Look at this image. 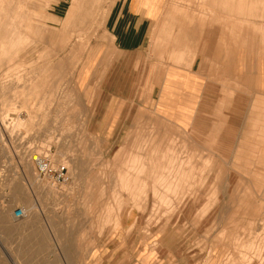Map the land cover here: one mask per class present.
Segmentation results:
<instances>
[{
  "label": "rangeland",
  "instance_id": "rangeland-1",
  "mask_svg": "<svg viewBox=\"0 0 264 264\" xmlns=\"http://www.w3.org/2000/svg\"><path fill=\"white\" fill-rule=\"evenodd\" d=\"M72 1L0 6V264H264V0H144L125 54Z\"/></svg>",
  "mask_w": 264,
  "mask_h": 264
},
{
  "label": "crops",
  "instance_id": "crops-1",
  "mask_svg": "<svg viewBox=\"0 0 264 264\" xmlns=\"http://www.w3.org/2000/svg\"><path fill=\"white\" fill-rule=\"evenodd\" d=\"M119 3L117 2L116 7H113L110 11L111 21H109V26L113 38V48L117 52L125 54L132 49L143 47L150 25V18L148 16V6L144 0H122ZM72 7H78L76 0L72 1ZM193 115L194 107L191 109L190 120ZM260 120L261 123L255 125L254 134L259 135L261 140L264 136L262 134L264 133V123H262L264 119Z\"/></svg>",
  "mask_w": 264,
  "mask_h": 264
},
{
  "label": "bare ground",
  "instance_id": "bare-ground-1",
  "mask_svg": "<svg viewBox=\"0 0 264 264\" xmlns=\"http://www.w3.org/2000/svg\"><path fill=\"white\" fill-rule=\"evenodd\" d=\"M17 1V0H16ZM4 3V0H0V6H2V4ZM24 3V2H23ZM18 6H19V4H18ZM23 6V5H22ZM21 6V7H22ZM16 16V15H15ZM13 17H14V15H13ZM12 19V18H11ZM10 21V20H9ZM9 23V22H8ZM14 23V22H13ZM12 23V24H13ZM11 24V23H10ZM8 25V26H11V25ZM12 28V27H11ZM14 35V34H13ZM157 147V146H156ZM150 149V148H149ZM154 152V151H153ZM137 155V154H136ZM165 155V154H164ZM147 155H144V157H146ZM151 155H148V163H150V165H156L157 166V168L158 167H161V161H160V163H158V159L157 158H155V156H153V157H150ZM142 157H143V155H142ZM140 158V157H139ZM167 159V158H166ZM133 160V159H132ZM165 160V159H164ZM174 161H176V162H172L171 163V160L169 159V161H170V163L171 164H169V162H168V165H170V167H174L175 165L177 166V167H180V166H182L183 164H186L187 165V163H185V161L184 160H181L180 162H178L175 158L173 159ZM167 161V160H166ZM67 163V162H66ZM145 161H141V165H140V167H138L137 169H135V172H138V173H146V169H145ZM189 163V162H188ZM125 164V163H124ZM139 164V163H138ZM69 165V164H68ZM172 165V166H171ZM184 166V165H183ZM203 167V166H202ZM181 168V167H180ZM194 168V167H193ZM198 168V167H197ZM160 169H162V168H160ZM167 169V168H166ZM166 169H165V171H166ZM173 168H171V170H172ZM198 170V169H197ZM202 170V169H201ZM133 172H134V170H133ZM153 172H155L154 171V169H153ZM171 172V171H170ZM183 172H185V171H182V169H178V168H175V169H173V172H172V178L171 177H169V180L171 181V180H175V179H182L183 177H181V173H183ZM187 172H188V170H187ZM195 172V171H194ZM199 172V171H198ZM198 172H196V173H198ZM193 173V172H192ZM201 173V172H200ZM203 173V172H202ZM119 174V173H118ZM124 174H125V177L124 178H121V175H120V180H121V182H120V185H122V187L124 188V189H128L127 187H128V182H129V176H128V173L127 172H124ZM137 174V173H136ZM169 174V173H168ZM199 174V173H198ZM198 174L196 175L197 177H200V176H198ZM184 175H185V173H184ZM192 175V174H191ZM190 175V176H191ZM119 176V175H118ZM157 176H160V174H158ZM122 177H123V175H122ZM168 177V176H167ZM194 178V177H193ZM184 179V178H183ZM195 179V178H194ZM133 180H135V178H133ZM181 181V180H180ZM196 181V180H195ZM137 182V181H136ZM169 182V181H168ZM182 182V181H181ZM122 183V184H121ZM166 183V182H165ZM130 185V184H129ZM144 185V184H143ZM171 185H167L166 186V188H169ZM141 187H143L144 188V186H137V188H141ZM145 187H146V185H145ZM171 188V187H170ZM180 187H178V188H175L176 190H178ZM174 189V188H173ZM174 189V190H175ZM142 190V189H141ZM179 190H181V189H179ZM173 191V190H172ZM116 192V191H115ZM174 194H177V193H174ZM144 195V194H143ZM171 195H172V192H171ZM145 196V195H144ZM153 196L154 197H158V198H164V196L165 195H163V194H161V193H158V192H153ZM138 197H139V195H138ZM146 197V196H145ZM166 197V196H165ZM167 198V197H166ZM121 201V200H120ZM160 201V200H159ZM163 201V200H162ZM167 201H169L168 199H167ZM182 201V200H181ZM163 202H165V201H163ZM171 202V201H170ZM108 203V202H107ZM153 203V202H152ZM151 203V204H152ZM168 203V202H167ZM165 204H166V202H165ZM110 205V204H109ZM117 205V204H116ZM155 205V204H154ZM168 205V204H167ZM119 207H120V205H118ZM152 206V205H151ZM132 208V207H131ZM152 208V207H151ZM166 208V207H165ZM153 209V208H152ZM154 210V209H153ZM103 211V210H102ZM144 211V210H143ZM171 211V210H170ZM24 212V211H23ZM105 212H106V210H105ZM112 212V211H111ZM158 212V211H157ZM165 212V211H164ZM101 213V212H100ZM106 213H108V211L106 212ZM105 213V214H106ZM154 213H155V211H154ZM112 214V213H111ZM119 214V213H118ZM168 214V213H167ZM108 216L110 215V214H107ZM25 212H24V217L23 218H25ZM108 216H106V217H108ZM111 217H113V215H110ZM118 218V217H117ZM98 219V218H97ZM100 219V218H99ZM108 219V218H107ZM115 220V219H114ZM109 221V220H108ZM117 221V220H116ZM92 222V221H91ZM111 223V222H110ZM118 223V222H117ZM116 222H115V224H117ZM98 225V224H97ZM119 225V224H118ZM118 225H116V226H118ZM91 226V225H90ZM100 230V229H99ZM129 231V230H128ZM234 247V246H233ZM222 248V247H221ZM235 248H237V246L235 247ZM230 249V248H229ZM233 249V248H232ZM231 249V250H232ZM240 249V248H239ZM230 251V250H229ZM233 251V250H232ZM234 252H235V250H234ZM234 252H233V254H234ZM232 254V253H231ZM230 254V255H231ZM232 254V255H233ZM240 254V253H239ZM224 257V256H223ZM245 257V256H244ZM225 258H227V257H225ZM225 258H224V260H225ZM212 259V258H211ZM228 259V258H227ZM222 260H223V258H222ZM239 260V259H238ZM241 260V259H240ZM234 261V260H233ZM237 261V260H236ZM243 261V260H242ZM224 262V261H223ZM225 262H226V260H225ZM238 262V261H237ZM240 262V261H239ZM249 262V261H248ZM251 262V261H250ZM221 264V263H220ZM242 264V263H241ZM247 264V263H246ZM248 264H250V263H248Z\"/></svg>",
  "mask_w": 264,
  "mask_h": 264
},
{
  "label": "built area",
  "instance_id": "built-area-1",
  "mask_svg": "<svg viewBox=\"0 0 264 264\" xmlns=\"http://www.w3.org/2000/svg\"><path fill=\"white\" fill-rule=\"evenodd\" d=\"M32 160L39 176L50 178L54 183L62 182L66 179L67 168L65 165H53L46 158L39 155L33 156ZM13 216L15 219L20 220L24 217V212L21 208H17L13 212Z\"/></svg>",
  "mask_w": 264,
  "mask_h": 264
}]
</instances>
